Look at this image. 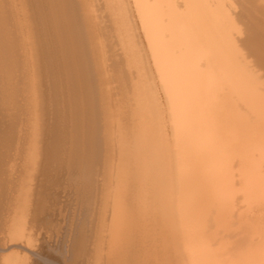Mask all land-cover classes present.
Here are the masks:
<instances>
[{"label":"bare ground","instance_id":"bare-ground-1","mask_svg":"<svg viewBox=\"0 0 264 264\" xmlns=\"http://www.w3.org/2000/svg\"><path fill=\"white\" fill-rule=\"evenodd\" d=\"M49 263L264 264V0H0V264Z\"/></svg>","mask_w":264,"mask_h":264},{"label":"rangeland","instance_id":"rangeland-1","mask_svg":"<svg viewBox=\"0 0 264 264\" xmlns=\"http://www.w3.org/2000/svg\"><path fill=\"white\" fill-rule=\"evenodd\" d=\"M163 116H164V118L162 117V119H164L165 120V115L163 114ZM68 189V190H67ZM67 192V193H66ZM69 192H70V194H72L71 192H73V189H71V186H68L67 188H65V190L63 191V193L64 194H62V192L60 193V195H59V199H58V201L60 202H58L59 204L56 206L57 207V209H60V215L58 214L57 216H54L53 217V219H55V221H54V223L55 224H57V222H58V224L57 225H59L58 226V228H59V230H58V234L57 233H55L56 235H61L62 233H63V231L65 230V228L68 226V224L67 223H69L70 221H71V219L72 218H78V217H80L81 216V214H82V210H83V207L81 206V203L76 199L77 197L75 196V194H72V195H70L69 194ZM66 193V194H65ZM71 197H70V196ZM73 196V197H72ZM68 198L67 200H66V198ZM74 200H73V199ZM65 201V202H64ZM69 202V203H68ZM69 204V205H68ZM61 205H62V208H61ZM64 205V206H63ZM59 207V208H58ZM70 207V208H69ZM77 208H78V210H77ZM62 209V210H61ZM70 210V211H69ZM77 211V212H76ZM69 213V214H68ZM71 213V214H70ZM77 213V214H76ZM66 214V215H65ZM68 214V215H67ZM78 215V217H76ZM70 216V217H69ZM56 217H58V219H56ZM66 217V218H65ZM61 218V219H60ZM59 220V221H58ZM64 225V226H63ZM63 226V227H62ZM63 230H62V229ZM61 230H62V232H61ZM55 234H53V237H54V235ZM56 237V236H55ZM10 252V251H9ZM50 264V263H49Z\"/></svg>","mask_w":264,"mask_h":264}]
</instances>
